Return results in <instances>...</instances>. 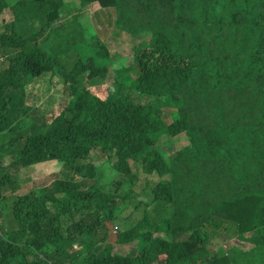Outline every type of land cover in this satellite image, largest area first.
Listing matches in <instances>:
<instances>
[{"label":"trees","instance_id":"obj_1","mask_svg":"<svg viewBox=\"0 0 264 264\" xmlns=\"http://www.w3.org/2000/svg\"><path fill=\"white\" fill-rule=\"evenodd\" d=\"M69 1L0 0V14L7 6L17 14L0 35L9 65L0 71V134L8 136L0 197L33 166L54 162L59 171L41 189L11 194L10 212L0 202V264H264V0H75L77 8L115 7L116 28L151 33L115 84L102 82L115 33L68 21ZM52 27L59 34L48 53L39 40ZM94 56L109 60L96 65ZM45 74L62 78L74 107L40 117L41 106L18 97ZM134 93L174 107L167 130L188 139L184 151L158 144L163 112ZM95 151L109 157L108 183L92 163ZM139 172L167 176L156 197L168 203L165 218L148 211L137 220ZM232 232L258 245L256 261L230 243ZM180 243L199 244V259L178 261L169 246Z\"/></svg>","mask_w":264,"mask_h":264},{"label":"rangeland","instance_id":"obj_2","mask_svg":"<svg viewBox=\"0 0 264 264\" xmlns=\"http://www.w3.org/2000/svg\"><path fill=\"white\" fill-rule=\"evenodd\" d=\"M72 5L71 11H67L69 4L62 10L63 14H71L68 17V21H73L76 17H78L85 25L86 29L89 27L95 28H109L115 34L112 36L110 41V46L108 47V51L110 53V62L108 64V74L106 77L102 79L103 83L115 84L121 82L120 70L127 69L130 70L134 65V46H137L142 43L143 38L151 37V33L144 32L141 35L130 34L127 31H123L122 29L116 28L114 26V21L117 15V9L115 7H101L98 3L91 4L89 6H83L81 3L76 6L75 0H70L68 2ZM3 15H5L3 17ZM16 15L14 14L13 8L7 6V8L0 14V35L4 34L2 32V27L4 21H9L10 23L16 21ZM61 22H66V20H61ZM61 22H57L59 25ZM9 24V23H8ZM6 25V24H5ZM30 26L37 27L36 23H31ZM4 27V26H3ZM4 31V28H3ZM51 34L46 36L44 39H41L40 46L46 49L49 53L51 47L55 46L56 39H58L59 31L55 28H51ZM101 32V31H100ZM148 33V34H147ZM101 43L107 39L106 34L97 33ZM90 36V35H89ZM106 42V41H104ZM3 58V62H0V71L8 69L9 65L6 62L7 54L4 50L0 48V59ZM92 62L96 65H100L102 63H106L107 59L102 60L99 56H94L91 59ZM33 79V78H32ZM31 79V80H32ZM26 85L24 91H21L18 94L19 98H23L26 95V101L29 105H39L43 110L39 111V116L41 117L46 112H49L52 107L55 105L58 106H69L74 107L75 100H71V97L67 95L66 87L62 82V78L59 75L50 76L49 74L41 75L39 78H35ZM115 88V87H114ZM112 89V91L114 90ZM100 96L103 99L110 98V92H101ZM152 101V103L162 110L163 118L166 123L163 125V134L161 139L158 141V144H162V148L168 153V149H174V153H178L184 151L183 148L188 146L189 141L183 136L178 137H170L171 134L167 130L169 128V124L172 120L171 111L174 107L170 106V103L166 101L164 98L161 99H146V97H139L137 93H134V101L140 103H146L147 101ZM169 103V104H168ZM12 115H18L19 111L12 110ZM139 126H143L142 123H139ZM169 138V139H168ZM8 139L7 135H0V143L5 142ZM168 140L167 142H165ZM165 142V143H164ZM160 146V145H159ZM158 146V147H159ZM99 151V149H98ZM109 158L108 155L104 157L101 153L97 151L92 154V163L97 165L100 172L99 178L103 183H108L111 181L113 176V167H110V164L107 162ZM114 161V159H113ZM56 164L58 163H48L45 162L43 165L33 166L30 169L26 170L24 173L32 171V179L31 181H22L23 174H19L17 177H12L11 179H16L17 182L13 186V191H10L5 194L3 198H0V202L3 203V209L10 212V208L8 201L10 200V195L22 196L24 194L29 193L31 190L35 188L43 187L45 181L49 179L51 182L56 180V176L53 173H58L56 169ZM113 165V164H112ZM50 169L52 173H48L46 169ZM110 169V170H109ZM139 181L135 186H133V197L132 200L138 205L137 210V220L141 221L144 214L149 211L151 217L153 219L157 218H165L167 216L166 211L163 206H167L168 203L165 200H161V202L156 204V197L159 195L158 188L162 181H167V176H161L159 174H151L146 175L143 172H139ZM98 181V179L96 180ZM129 187L124 188V192L127 193ZM141 201H145L144 203H140ZM153 203L155 205H150ZM168 207V206H167ZM169 209V207H168ZM125 212L123 213V215ZM122 215V216H123ZM5 222V221H3ZM117 224H113L112 232L110 233L111 242H114L113 236L117 234L118 227L115 226ZM120 226V225H119ZM102 232V229H100ZM233 236H230V243L240 249L245 250L247 253L253 255L250 259L256 261L258 256L257 252V244L253 242H244L240 241L238 237L232 232ZM247 235H251L248 233ZM136 244V243H135ZM169 248L172 250L173 254H175V258L178 261L196 258L199 259L201 246L199 244H183L180 243L178 245H170ZM136 247H134V250ZM94 251L98 254L101 253L100 245L94 247ZM217 251V248L216 250ZM121 252L118 249V246H115L114 253ZM211 255V254H210ZM203 259H207L206 256L202 257ZM201 258V259H202ZM169 261V258L166 259V263ZM241 263H245V261L241 260Z\"/></svg>","mask_w":264,"mask_h":264},{"label":"clouds","instance_id":"obj_3","mask_svg":"<svg viewBox=\"0 0 264 264\" xmlns=\"http://www.w3.org/2000/svg\"><path fill=\"white\" fill-rule=\"evenodd\" d=\"M1 27H2V25H1ZM0 62H3V58L0 59ZM0 135H2V134H0ZM170 137H171V136H170ZM168 139H169V138H168ZM167 141H168V140H166L165 142H167ZM2 142H3V141H2ZM2 142H1V143H2ZM165 142H164V143H165ZM58 173H59V171H58ZM58 173H53V174H55V176H56ZM30 181H31V180H30ZM41 188H43V187H41ZM41 188H39V189H41ZM8 192H10V191H8ZM8 192H2V194H6V193H8ZM0 198H3V197H0Z\"/></svg>","mask_w":264,"mask_h":264},{"label":"crops","instance_id":"obj_4","mask_svg":"<svg viewBox=\"0 0 264 264\" xmlns=\"http://www.w3.org/2000/svg\"><path fill=\"white\" fill-rule=\"evenodd\" d=\"M5 15H3V17H4ZM8 23H10L8 20L7 21H4L3 22V26L5 25V24H8ZM41 40H39V42H40ZM37 106H39V105H37ZM40 107V106H39ZM41 165H43V164H41ZM48 182H51L49 179H47L46 181H45V183H48ZM44 183V184H45Z\"/></svg>","mask_w":264,"mask_h":264}]
</instances>
